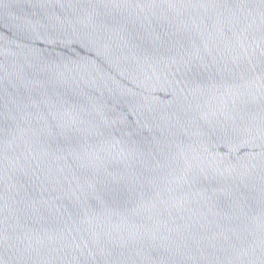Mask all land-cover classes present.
Returning <instances> with one entry per match:
<instances>
[{
  "label": "water",
  "instance_id": "obj_1",
  "mask_svg": "<svg viewBox=\"0 0 264 264\" xmlns=\"http://www.w3.org/2000/svg\"><path fill=\"white\" fill-rule=\"evenodd\" d=\"M0 264H264V0H0Z\"/></svg>",
  "mask_w": 264,
  "mask_h": 264
}]
</instances>
